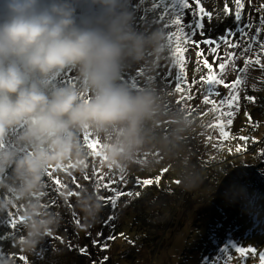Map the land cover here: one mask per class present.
I'll return each mask as SVG.
<instances>
[{
	"label": "rangeland",
	"instance_id": "rangeland-1",
	"mask_svg": "<svg viewBox=\"0 0 264 264\" xmlns=\"http://www.w3.org/2000/svg\"><path fill=\"white\" fill-rule=\"evenodd\" d=\"M126 3L134 12L136 27L140 30L160 27L167 35L174 30L173 26L165 27V23L160 22L164 9L171 5L172 0H147V2L126 0ZM190 3H193L195 7L193 0H190ZM201 3L206 11L213 13V18L210 23L205 18V35L201 36L198 33L194 37L197 41L205 38L218 39L225 34L226 29H233L236 31L233 42L240 40L242 48L246 47L247 43L252 42L251 37L257 35V29L264 17V10H262L264 0H244L243 20H246L244 24L251 22L253 27L245 29L249 36L242 39L237 30L234 15L224 11L226 0H201ZM227 5L234 13V0H227ZM78 7L83 12L89 10L87 0H80ZM142 13L147 22L141 19ZM170 18L166 15L164 21ZM191 20L190 10H185V23ZM258 38L260 42H264V31L259 33ZM253 48L252 53H247L245 57L236 61L235 71L225 72L226 83L231 84L240 76L239 69L244 67L245 58L248 55L255 59L256 53L259 52V43H254ZM201 49L203 50L202 55L198 57L197 53ZM241 50L228 49L237 54ZM224 51L225 46L221 44L219 55L223 56ZM260 55L261 62L264 63V53ZM185 56L187 82L192 85L190 92L186 86L185 93L176 92L175 81L169 83L168 79L171 77L164 78L171 63L168 48L159 56H154L149 52L145 61L132 63L123 72L124 79L130 86L140 89L154 88L161 98L162 107L169 113L184 110L194 119L192 131L185 136L176 154L167 155L163 151L154 149L151 153L141 156L138 162L125 168L123 173L117 167L109 169L106 162L101 166V158L94 156L89 157L84 172L77 171L69 165H62L59 170L51 169L53 177L46 176L45 193H53L47 196L48 207L54 204V209H56L62 204L63 210L69 209L66 218L64 214H60V222L63 227H66L65 233L56 234L54 232L36 253L25 254L16 246L14 251L15 239L22 232V228L15 232L12 238L13 230L10 224L1 223L0 236L3 235L4 239L0 238V244L8 250V252L1 253L3 260H11L13 264H25V261L20 259L24 256L27 258V264H261L260 255L264 254V201H256V206L238 209L235 203L241 206L247 204L242 203L245 201L243 199L234 200L242 196L246 199L248 193L254 194V197L264 194V68L259 65L249 67L246 84L239 92L238 110L235 107L233 109L235 111L233 123L225 128L229 132V138L225 140L220 135L219 127L213 126L218 123V114L210 112L209 109L212 106L203 102L206 86L202 87L203 82L200 81V77L206 74L207 69L203 68L201 63L202 70H197L198 60L202 62L205 57L210 63L215 60L214 68H217L220 61L216 59V54L211 53L209 47L203 44L199 49L195 45L187 46ZM138 69H144L145 74L133 83L132 77L136 76ZM173 75H175V69H173ZM194 80L200 83L192 84ZM59 82L77 83V73L68 69L62 74ZM216 90L220 93L219 96L213 97L217 103L229 94V89L223 86H219ZM187 95H191L192 98L190 100L181 99L182 96ZM249 97L253 99L250 100ZM222 110H227L226 106ZM169 129L170 122L167 119L163 120L159 132L166 135ZM241 137L247 139H241ZM238 148L239 151H237ZM153 158L158 161L154 166H146L143 163ZM190 170H194L197 175L193 179V186L185 188L181 183V176L183 172ZM122 174L123 181L120 180ZM100 175L104 177V183L113 181L112 187L123 193L134 194L146 188L156 193L149 194L145 202L148 203L150 198L154 199L149 202L153 209L147 218L151 224L144 225L145 228L142 230L147 234L145 238L134 233H131L133 238H126L125 233H121L123 235L120 234L115 239L104 242L109 232L106 227L112 231L120 225H126L128 228L127 224L131 222L134 214V206L129 204L133 195H122L115 207L103 200L104 209L100 218L95 222L100 221L99 225L106 224L104 228L107 235L101 236L99 244H93V239L98 240L100 236L96 238V235L93 236L88 229L89 227L92 229V222L86 223L83 215L78 216L82 221L81 226L73 222L74 212L72 210L76 207V197H69L66 200L60 193L79 190L76 188L77 183L87 187L90 191H95V181ZM86 176L88 179H85ZM157 177H159V183H156ZM57 178L66 185V188L60 189L55 185L54 181ZM138 179L141 181L152 179L153 183L143 185L137 183ZM99 195L107 198L113 196L114 193L101 188ZM16 209H10L5 215L11 211L15 214ZM237 210L242 214H238ZM154 213L158 219L163 216V220L161 219V222L155 220ZM210 226L214 231L210 229ZM111 234L115 235L113 232ZM200 237L206 239L211 237L212 247L207 249L206 246L199 244ZM60 239L62 241H59ZM229 239L233 240L229 241ZM105 243L107 248L101 247ZM222 243L223 245L227 243L224 245L228 248L227 252L223 251L224 247L220 245ZM232 244L256 251L254 254L249 252L246 256H241L231 246ZM48 245L54 250L63 247L65 253L59 255L54 251L53 254L57 256L53 258L48 255L41 256L39 252L46 251ZM97 246L103 251L98 250ZM85 248L87 252H81V249ZM93 248L95 253L91 251ZM48 251L51 249L49 248ZM10 253L13 255H9Z\"/></svg>",
	"mask_w": 264,
	"mask_h": 264
},
{
	"label": "clouds",
	"instance_id": "clouds-1",
	"mask_svg": "<svg viewBox=\"0 0 264 264\" xmlns=\"http://www.w3.org/2000/svg\"><path fill=\"white\" fill-rule=\"evenodd\" d=\"M79 2L0 0V215L19 208L15 246L25 254L58 229L60 216L45 200L47 172L62 165L84 172L92 156L85 134L104 145L107 165L125 169L154 149L175 155L194 124L184 110L166 111L154 88L124 79L127 66L166 51L164 29L137 28L126 0H87V12ZM68 69L77 83L59 82ZM196 175L183 172L182 185L191 188ZM76 207L95 222L104 202L84 187Z\"/></svg>",
	"mask_w": 264,
	"mask_h": 264
},
{
	"label": "snow or ice",
	"instance_id": "snow-or-ice-1",
	"mask_svg": "<svg viewBox=\"0 0 264 264\" xmlns=\"http://www.w3.org/2000/svg\"><path fill=\"white\" fill-rule=\"evenodd\" d=\"M195 7L193 6V3H190V0H172V3L169 7L164 9V15L160 17V22L165 23V27L173 26L174 30H172L167 35V48L170 51L171 54V63L168 67V72L165 74V79H168L171 77V79H168L169 83H172L173 80L176 83V89L175 91L178 93H185L186 87L187 90L190 92L191 86L187 82V75H186V56L185 53L187 51V46L195 45L197 49L200 48V45H206L209 47L210 52L213 54H216V59H218L220 62L217 66V68H214V63H210L209 60L205 57L203 58L202 62L198 60V67L197 70H202L200 68V64L202 63L203 68L207 69V72L205 75H202L200 77V81L203 82L202 87L206 86L205 90V98L204 103L210 104L212 107L209 109L210 112H215L218 114V123L213 125L214 127H219L220 135L223 137V139L227 140L229 138V132L225 130L227 126H230L233 123V117L235 115V111H233L234 107L238 110V101H239V92L243 85L246 84V78L248 69L250 66L253 65H259L261 68H264V63L261 62V55L260 53H264V42L259 41V33L261 31H264V17H262V23L260 27L257 29V35L251 37L252 42L247 43L246 47L242 48L241 41L237 40L236 42H233V39L236 37V31L233 29H226L225 34L218 39H212V38H205L202 40H195L194 37L199 33V35L204 36L205 32V18H207L208 22L210 23L213 18V13L210 11H206L205 7L202 5L201 0H193ZM235 5V11L232 13V9H230L227 5V0L225 3V13L233 14L234 15V21L237 25V30L239 31L241 38H247L249 36L248 31L245 29H251L253 27V24L251 22H248L246 24H241L243 20V10L245 7L244 0H234ZM185 10H190V14L192 16V20L188 23H185ZM262 10H264V6H262ZM170 16L171 18L168 21H164V16ZM145 19V18H141ZM145 22L146 19H145ZM156 22V21H153ZM186 29H189V31H186ZM259 43V52L256 53L255 59L252 58L251 55H248L245 58V64L244 67L239 69L240 76L232 82L231 84H228L225 82L224 74L227 70H236V61L242 57H245V54L252 53L254 51L253 44ZM221 44L225 46V51L223 56L219 55V49L221 48ZM228 49H242L239 54L235 51H228ZM203 50L201 49L197 55L198 57L202 55ZM173 69H175V75H173ZM144 69H138L137 74L135 77H132V82L136 83V79L138 77L144 76ZM149 79H152L149 77ZM200 81H193L192 84L200 83ZM75 84V83H73ZM186 86V87H185ZM219 86H223L225 88L229 89V94L225 98L221 99L219 103H217V100L213 97L219 96L220 93L216 90ZM192 97L191 95L182 96L181 99H188L190 100ZM248 99H253L249 97ZM179 103V101H178ZM226 106L227 110H222ZM190 114V113H189ZM207 114V113H206ZM251 119V117H249ZM91 134H85L84 135V141L86 144V147L90 150L92 153V156L94 157H100L101 158V166H103V163L107 160V157L103 155L102 149L104 145L100 142L98 138H90ZM241 139H247L245 137H241ZM240 149L238 148L237 151ZM109 169L113 168L112 165H107ZM62 167V166H60ZM69 167H74L73 165H69ZM87 167V164L85 165ZM121 173H123L124 169H120ZM48 177H53V172L48 171L47 172ZM85 179H88L86 176ZM104 177L102 175L97 176V179L95 181V194L102 200H104L106 203H111L113 207L116 206L117 200L122 195H133V193H123L118 191L117 189L112 187L113 181H109L107 183L103 182ZM120 180H124L123 174L120 176ZM55 185L59 186L60 189L66 188V185H64L60 179H55L54 181ZM137 183H141L143 185H151L153 183L152 179H145V180H137ZM156 183H159V177L156 178ZM76 188L79 190H69L66 192H61L60 194L67 198L69 197H78L80 195V190L84 187L76 184ZM107 189L114 193L113 196L110 197H104L99 195L100 189ZM136 196H139L140 193H135ZM71 207V205H69ZM19 208L16 209V213L12 214L9 213V216L11 217L9 220H3L0 221V223L4 224H10L11 229L13 230L12 238H14L15 232L20 231L21 228H23V220L24 217L19 215ZM111 219V218H110ZM73 222L77 226L80 225V219L78 217V214L74 213ZM98 236H102L103 233H98ZM123 235V234H121ZM108 239H115L114 236L108 237ZM94 244H99V240H94ZM235 250L241 255L246 256L247 253H255V249L252 248H244V247H237L235 244L231 245ZM103 248H107V244L101 245ZM224 252L228 251V248L225 247L223 249ZM81 252L86 253L87 249H81ZM21 260L25 261V264H27V258L24 256L20 257ZM107 259V258H105ZM0 261H3L2 255H0ZM260 261L261 264H264V254L260 255Z\"/></svg>",
	"mask_w": 264,
	"mask_h": 264
},
{
	"label": "trees",
	"instance_id": "trees-1",
	"mask_svg": "<svg viewBox=\"0 0 264 264\" xmlns=\"http://www.w3.org/2000/svg\"><path fill=\"white\" fill-rule=\"evenodd\" d=\"M147 2V0H143V2ZM229 7V6H228ZM141 17H144V15H143V13L141 14ZM246 22V20H242V22H241V24H244ZM187 30V29H186ZM46 188H47V185H46ZM46 190V189H45ZM143 190V191H142ZM142 190H140V195L139 196H136L135 195V193H137V191L133 194V199H131V202L129 203V204H131L132 206H134V214H133V217H132V220H131V222L130 223H128L127 225H128V228H126V225H120V226H118L116 229H114L113 231H112V229H110L109 227H106V228H108L109 229V232H108V237H110V236H112V234L110 235V233L111 232H113V234H115L114 235V237H116V236H119L121 233H125V237L126 238H133L132 237V235H131V233H134V234H136V235H139L141 238H145V236L147 235L146 233H143V231L142 230H144V228L145 227H143L144 225H147V224H151V222L149 223V221H148V216H149V213H151L152 212V207H151V204L149 203V202H151V201H154V199L153 198H150V200H149V202L148 203H145L146 202V198H147V196L149 195V194H152V195H154V194H156V193H152L151 191L152 190H149V188H146V189H142ZM176 194H178L179 192H175ZM49 195H53V193H45V200H46V203H47V205L49 206V204H48V202H47V196H49ZM158 197H159V194H158ZM241 199H243V200H245V201H242V203L243 204H247L246 206H241L239 203H235V204H237V206H238V209H242V208H246V207H249V206H256V201L258 202V201H261V202H263L264 201V194H259V195H257V197H254V194H250V193H248V195L246 196V199H245V197L244 196H242V197H239V199H236V200H234V201H239V200H241ZM252 202H255L254 204H251ZM162 206H163V204H162ZM50 209L51 210H53L54 212H57L58 214H59V216H60V214H64V216H65V218H66V216L68 215V213H69V209H66V210H63L62 209V204L59 206V207H56V209H54V204H51V207H50ZM160 210V209H159ZM247 210V209H246ZM238 211V210H237ZM72 212H74L75 214H78V216H82L83 214L79 211V209L77 208V207H73V210H72ZM158 212V211H157ZM10 213H12V211L10 212ZM238 214L239 213H241L240 211H238L237 212ZM242 214V213H241ZM244 214V213H243ZM74 215V214H73ZM154 215V219L155 220H158V222H161V219L163 218V216H162V218L161 219H158V218H156L155 217V213L153 214ZM151 217V216H150ZM11 217L9 216V214L8 215H5V214H3V215H0V221H3V220H9ZM146 220L148 221V222H146ZM163 220V219H162ZM81 223H82V221H80ZM93 223V226H92V229H91V227H89L88 229H90V231L92 232V234H93V236H94V234L96 235V238H97V234L98 233H103V235H107V232L105 231V225L106 224H104V225H99V223H100V221H97V223L96 222H92ZM120 223V222H119ZM164 223V222H163ZM1 224V223H0ZM114 224H112V226H113ZM109 226V225H108ZM212 226V225H211ZM210 226V229H212L213 230V228ZM114 227H116V226H114ZM142 227V228H141ZM66 227H63L62 226V224H61V222H60V225H59V227H58V229L55 231V233L56 234H61L62 232L63 233H65V229ZM79 229V228H78ZM22 231H23V228L21 229ZM111 231V232H110ZM208 231H210V230H208ZM214 231V230H213ZM102 235V236H103ZM201 236V235H200ZM204 236H206V235H204ZM107 237V238H108ZM0 238H1V240H3L4 238H3V235H1L0 236ZM107 238H105V240H104V242H108V240L109 239H107ZM98 240H99V242L101 241L100 239H101V236L99 237V238H97ZM95 240V238L93 239V241ZM198 240H200L201 242H199V244H202V246H206L207 247V249L208 248H210V247H212L211 245H212V243H213V241H212V238L211 237H209V239H206L205 237H200ZM231 240H233V239H229V241H231ZM59 241H62V239H60ZM241 241V240H240ZM228 243V242H227ZM227 243H225V244H227ZM94 244V243H93ZM224 244V245H225ZM220 245H223V243L222 244H220ZM224 245L222 246V247H224ZM90 246H91V244H90ZM93 246V245H92ZM97 247H99V246H97ZM51 249V251H52V253H51V251H48V249ZM225 248V247H224ZM15 249H16V247H15V244H14V251H15ZM101 248L99 247V249L98 250H100ZM54 251L55 252H57L59 255H61V253L63 254V253H65V250L63 249V247L61 248V249H57V250H54V248L52 249V247L50 246V245H48V247H47V249H46V251H44V252H39V254L41 253V256L42 255H45V256H47L48 255V257H54V256H57L56 254H53L54 253ZM92 253H95V249L93 248L92 250ZM101 251H103L102 249H101ZM206 251V250H205ZM204 251V252H205ZM5 252H8V250H6V248L4 247V246H2L1 244H0V255H1V253H5ZM11 252V251H10ZM97 252H100V251H97ZM204 254H206V253H204ZM9 255H13V253H10ZM8 255V256H9ZM56 260H58V258H55ZM54 259V260H55ZM56 262H58V261H56Z\"/></svg>",
	"mask_w": 264,
	"mask_h": 264
}]
</instances>
